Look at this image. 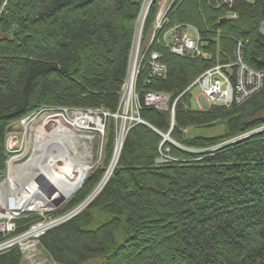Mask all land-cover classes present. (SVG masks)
<instances>
[{
    "label": "trees",
    "instance_id": "obj_1",
    "mask_svg": "<svg viewBox=\"0 0 264 264\" xmlns=\"http://www.w3.org/2000/svg\"><path fill=\"white\" fill-rule=\"evenodd\" d=\"M142 1L0 0V177L13 124L63 107L116 113ZM156 10L153 4L145 20L144 43ZM230 12L235 20L226 18ZM166 18L169 28L195 29L210 58L178 57L150 44L165 77L150 78L145 57L134 91L139 118L154 130L132 126L101 191L39 239L54 264H264V131L235 140L264 126V90L239 106L205 111L191 109L183 94L206 69L232 62L238 41L243 63L264 72V0H235L230 10L215 9L212 0H174ZM147 92L170 97L168 109L144 107ZM108 120L100 162L57 215L81 205L103 178L116 133ZM216 127L223 133L214 137L182 133ZM158 133L199 152L162 142ZM159 148L169 162L155 163ZM32 220H16L15 233ZM20 263L15 248L0 254V264Z\"/></svg>",
    "mask_w": 264,
    "mask_h": 264
},
{
    "label": "rangeland",
    "instance_id": "obj_2",
    "mask_svg": "<svg viewBox=\"0 0 264 264\" xmlns=\"http://www.w3.org/2000/svg\"><path fill=\"white\" fill-rule=\"evenodd\" d=\"M161 2H162V0H156L153 3L156 6V9H157L156 12L158 11V3H161ZM173 2H174L173 0H166L164 4L162 3V6L165 9L167 8L169 10V8L173 4ZM153 4L152 3L150 4L149 0H143L141 2L140 11H139V14H138V17H137V20H136V24H135V32H134L133 39H132V44H131V49H130V56H129L128 67H127V72H126V77H127L128 71H129L130 64H131L132 51L134 50L133 54L136 55L137 47L139 48L140 44H141V49H144L152 39H153L152 42L153 41L156 42L157 39H160L159 34H158L159 32H157L156 35L154 36V34L152 33V26H151V30H150V33H149V38H147L145 43L142 42L143 41L142 39H143L144 24H145V20H146V18L148 16V13H146V17L144 19V22L141 21L140 32H139V34L137 36L138 25H139L140 18H141V17H139V15H140V13H141L143 8H145L143 11L150 10V8H151V6ZM154 19H155V17H154ZM172 28H173V26L170 27V28L167 27V25L164 26V30L165 31H168V30H170ZM188 34L190 36H192V38L195 37V34L192 31H188ZM137 37H138V39H137ZM140 38H141V41L139 40ZM139 42H141V43L139 44ZM160 44H161V46L164 47V44H163L162 41L160 42ZM133 47H134V49H133ZM168 52L170 54H172L170 51H168ZM175 56H177V55H175ZM145 57H147V54H145ZM178 57H188V58H191V59H198V57H196L195 55H185V56H178ZM200 59H202V58H200ZM203 60H205V59H203ZM206 61H208V59ZM159 62H160V60H159ZM226 64L228 66L229 65L230 66L227 69L222 70V72L225 73L226 75H227V71L231 72V77H230V79H231L232 76L236 75V73H237V67L235 66V64H236L235 58H234V60L232 62L223 63V64H216V65H213L212 67L206 69L183 92L184 94L190 95L189 107L191 109H194V110H197V111H205V110H207V109H209L211 107H217V106H210V107H208V108L206 107V108H204L202 110H199V109L195 108V104L194 103L196 101V98L198 99L199 95H200L199 94L200 90H199V87H198L196 81L200 78V76L202 74L206 73L208 70L213 69L215 66H217V65H226ZM148 65H149V62H148ZM139 70L140 69H138V71L135 74V80L137 78ZM252 71H254V70H252ZM131 73H132V70H131ZM131 73H130V75H131ZM149 73H150L149 74L150 78H152V77L164 78L165 74H166V66H165V73H162L161 75H158V74H155L153 67H151V65H149ZM209 75H211V74H209ZM126 77H125L124 84H123V87H122V90H121V93H120V96H119L118 109H117L116 113L111 114V115H117V117H116V119L109 118V119L113 120L114 126H115V130H116L115 138H114V146H115V143L117 141V137H118L119 132L121 131V129L123 130L125 125L126 126L124 128V137H125L127 131L132 126L136 125V124L129 125V119L130 118L134 119V121L137 118L134 115L135 111L133 109H130V105H128V111H127L128 112V116H127L126 123H123L122 120H121V114H122V112H120V108H121V104H122V100L121 99H123L124 93L126 94V91H125L126 82H127ZM134 89H135V81H134V83L132 85L131 94H130L128 100L132 101V102H136L137 101V102H139V104L141 106L140 100H139L138 96L135 94ZM151 93L152 92H147V93L144 94V96L142 97V104L144 102V97L147 94H151ZM133 95L135 97H133ZM163 95H165V94H163ZM168 98H170V97H168ZM247 100L248 99H246L245 101H247ZM175 102L171 105V107L173 105H175ZM59 109L98 110L100 108H95V109L92 108L91 109V108H64L63 107V108H57V109H48V110H46L44 112L41 111V112H38V113H36L34 115H31V116H29V117H27V118L15 123V124H13L10 127V132L6 136V149H7V152L9 154H11V156H10V159L8 160V162H7L6 170H5L4 175L0 177V193H1L2 197H3V202L5 204H6V201H8L13 196H15L14 191H12L10 189L9 184L6 181V178L8 176V172H9V167H8L9 163L10 162L12 163L11 169H12L13 175L17 176V183H18L17 186H18V188H16L15 190L18 191V189L20 188L19 187L20 182L24 183L23 181L25 180L24 173H26V171H24V169H22V166L24 164H26V163L28 164L27 165V168H28L27 171H29L30 173L26 176V178L29 177L34 172L33 171V163H34L33 159L31 160V162L29 160L31 159L32 151H33V148H34V145H35L38 128L43 126V128H45L46 130H52L51 126H54V125L52 123H47V118H49V117H57L58 119L61 118L59 116V113H58ZM151 109L156 110L155 108H151ZM52 111H58V112L55 113V112H52ZM121 111H122V109H121ZM173 112H174V109H173ZM108 121H109L108 119L105 120L104 133L106 131V124H107ZM138 124H143L144 125L145 123L141 120V123H138ZM121 126H123V127L121 128ZM65 131L69 135L72 136L73 140L76 141L77 144H79V146L77 148L79 153L86 154L88 156V159L91 156V160H89V162H88V165L90 164L91 169L94 167V165H97L100 162L101 151H102V142H103V139L105 137L104 133L96 134L95 136H93L89 140V138L86 137V135L76 131L73 128H71V129L69 128L68 129L67 127H65ZM262 131H264V126L260 127V128H257L254 131L247 132L245 135H243L242 137H238L235 140H241V139H243V138H245L247 136H250V135H252L254 133H259V132H262ZM182 133H183V135L185 137H193V136L214 137V136L222 134L223 133V129L221 127H216V128L210 129V130H205V129H186V130H183ZM163 136L164 137H162L163 138L162 142H169L171 140L169 138V134H165ZM166 136H168L169 141H168V139H165ZM124 137H123V140H124ZM171 141L173 142V140H171ZM172 142L170 143L171 145H173V146H175L177 148L183 149L185 151H188L190 153L199 152L197 150H186V149L182 148L180 145H178L175 142L174 143L176 145L174 143L172 144ZM122 144H123V142H122ZM162 144L160 145V147L162 146ZM226 144L227 143L224 142L222 145L224 146ZM87 146H88V148L86 149L85 147H87ZM158 152H159V156H161V155L162 156H165V155L168 156V150L167 149L159 148ZM159 156H158V158H159ZM155 163H157V161H155ZM157 164H159V163H157ZM112 170H113V168H112ZM103 179L104 178H102L101 179L102 181L99 182L100 185L103 182ZM98 185L95 188L98 189L100 187V185L99 186ZM96 190L94 189V191H96ZM90 195H89V198H90ZM88 200H90V199L87 198L81 205H79L78 207L73 209L71 212H68V213H65V214H62V215H57V213L59 211H61V209L65 205L66 201L60 207H58L57 210H55L56 212L55 211H46L45 213L40 214V212H38L36 210H32L29 207L24 208L21 211L20 210L19 211H11V217L9 219L0 220V242H8L10 244H15V246H13V247L9 246V248H7V250H4V251L0 252V254L4 253V252H6V251H8V250H10L12 248H15L21 254V263L20 264H54L50 260L48 255L40 248L39 239L45 234L46 231H48V230H50L52 228H55V227L65 223V222H67L68 220H70L71 218H73L74 216L79 214L87 206V205L85 206L84 203L86 201H88ZM82 206H84V207H82ZM26 218H28V219L29 218H33V220L30 221L28 227L23 232L16 234L15 233V231H16L15 221L19 220V219L23 220V219H26Z\"/></svg>",
    "mask_w": 264,
    "mask_h": 264
},
{
    "label": "built area",
    "instance_id": "obj_3",
    "mask_svg": "<svg viewBox=\"0 0 264 264\" xmlns=\"http://www.w3.org/2000/svg\"><path fill=\"white\" fill-rule=\"evenodd\" d=\"M155 1L156 0H149V3L153 4ZM165 1L166 0H162L161 3H158V11L156 12V16L152 24V33L154 34V36L157 32H159L158 34L160 39H157L156 42L162 41L164 44V48L170 51L173 55H195L198 58L209 60V54L204 51L203 43H201L196 30L188 26L179 25H175L168 31L164 30V26L167 25L168 22L166 18L168 9H165L162 6V3L164 4ZM245 1L249 2L250 0ZM234 3L235 0H212V6L215 9L226 8L230 10L234 6ZM144 9L145 8L142 9L139 15V17L142 16V22H144L146 13H148L149 11H143ZM226 18L228 20H235L236 15L230 12L228 13ZM188 31H192L195 34V37L192 38V36L188 34ZM139 40L141 41V38ZM152 40L144 49H141V42H139L140 46L139 48L137 47L136 55L133 54L134 50L132 51L131 64L126 77V94L124 93V97L123 99H121L122 104L120 108V112H122L121 120L123 123H126L127 120L128 105H130V109H133L135 111L134 115L137 118L135 119V121L134 119L130 118L129 125L141 123L138 115L140 110L139 102H132L128 99L131 94L132 85L135 81V74L138 71L143 59L145 58V54H147L149 65L153 67L155 74L161 75L162 73H165V66L159 62L161 58L160 54L157 51H149V46L150 44H152ZM242 48V42L238 41L234 48V58L236 61L235 66L237 67V73L236 75H233L231 79V72L227 71V75L222 72V70H225L230 66L226 64L215 66L213 69L208 70L206 73L202 74L196 81L200 90V95L198 99L196 98V101L194 103L195 108L202 110L210 106L228 108L234 105L239 106L255 93L264 90V72L252 71L243 63ZM133 97L135 96L133 95ZM143 105L147 108H155L159 111H166L169 106V98L167 95H163L160 93L147 94L144 97ZM173 109L174 105L170 108L171 115L174 114ZM52 112L56 113L58 111ZM58 113L61 117L59 118V120L67 127H69L70 129L73 128L76 131L89 136L90 134L96 135L104 133L105 120L109 118L116 119L117 117V115H111L102 108L98 110L59 109ZM170 160L171 158H169L167 155H161L156 161L159 164H164L169 162ZM9 246L13 247L15 246V244L0 242V252L7 250Z\"/></svg>",
    "mask_w": 264,
    "mask_h": 264
},
{
    "label": "bare ground",
    "instance_id": "obj_4",
    "mask_svg": "<svg viewBox=\"0 0 264 264\" xmlns=\"http://www.w3.org/2000/svg\"><path fill=\"white\" fill-rule=\"evenodd\" d=\"M141 21L142 16L138 25L137 36L140 32ZM47 123H52L54 126H51L52 130H46L43 126L38 128L35 145L29 160L31 162L33 159L34 172L26 178L30 173L27 171L28 164L22 166V169L26 171L24 173L25 180L23 179L24 183L20 182L18 191L15 190L18 188V183L17 176L13 175L11 169L12 163L10 162L8 165L9 172L6 181L10 189L14 191L15 196L6 201L5 204L0 193V220L9 219L11 211H21L27 207L40 212V214L57 210L81 187L88 171L91 169L90 164L88 165L91 156L88 159L86 154L78 152L79 144L65 131L67 126L57 117L47 118ZM67 128L69 129V127ZM158 134L164 137V134ZM93 136L95 134L86 135L89 140ZM123 137L124 128L118 134L112 159L103 177V182L89 198L90 200L84 203L85 206L99 193L110 178L112 168L114 169L121 151ZM85 148L87 149L88 146Z\"/></svg>",
    "mask_w": 264,
    "mask_h": 264
},
{
    "label": "water",
    "instance_id": "obj_5",
    "mask_svg": "<svg viewBox=\"0 0 264 264\" xmlns=\"http://www.w3.org/2000/svg\"><path fill=\"white\" fill-rule=\"evenodd\" d=\"M263 27H264V22L261 24V26H260V34H261V36L264 38V31H263ZM145 126H147V127H149L150 129H153L152 127H150V126H148L147 124H144ZM171 127H173V123L171 124ZM167 137V138H166ZM165 137V139H168V136H166ZM168 141H169V139H168ZM171 141V140H170ZM169 141V142H170ZM172 142V141H171ZM170 142V143H171ZM174 142H172V144H173ZM175 144V143H174ZM122 145V144H121ZM176 145V144H175ZM102 181V180H101ZM100 185V184H99ZM98 185V186H99ZM97 188H95V190H96ZM93 193H95V191L93 190V192L91 193V195H90V197L93 195ZM88 199H89V197H88Z\"/></svg>",
    "mask_w": 264,
    "mask_h": 264
}]
</instances>
